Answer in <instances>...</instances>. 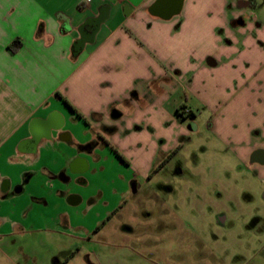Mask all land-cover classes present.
Returning <instances> with one entry per match:
<instances>
[{
    "label": "crops",
    "instance_id": "0c3cea01",
    "mask_svg": "<svg viewBox=\"0 0 264 264\" xmlns=\"http://www.w3.org/2000/svg\"><path fill=\"white\" fill-rule=\"evenodd\" d=\"M155 1L0 0V248L19 254L45 239L60 253L78 248L54 264L75 262L78 241L94 226L104 230L101 220H113L123 206L102 201V173L117 171L103 179L114 187L122 178L121 198L128 201L140 189L137 179L166 164L129 157L128 139L145 129L125 121L137 99L153 87L154 99L142 106L161 121L175 119L182 106L194 114L199 107L168 112L162 97L174 84L169 71L194 82L204 74L215 79L227 95L219 107L225 115L210 119H223L215 126L227 144L264 172V10L258 21L241 0H184L181 12L165 19L151 13ZM169 44L178 64L165 57ZM163 134L154 137L161 148L170 141ZM100 204L105 210H96ZM93 212L92 226L74 224ZM65 235L74 240L64 247Z\"/></svg>",
    "mask_w": 264,
    "mask_h": 264
},
{
    "label": "rangeland",
    "instance_id": "374dc122",
    "mask_svg": "<svg viewBox=\"0 0 264 264\" xmlns=\"http://www.w3.org/2000/svg\"><path fill=\"white\" fill-rule=\"evenodd\" d=\"M241 2L261 21L264 0ZM168 47L165 57L169 55L168 62L178 64L176 45ZM155 49L159 56L163 55L157 46ZM167 79L174 82L167 86L162 97L167 98L168 112L175 105L198 104L197 119L184 116L189 108L183 106L182 113L181 110L179 115L173 113L175 119H170V114L168 119H155L152 107L144 112L142 102L154 99L153 87L152 91L148 88L144 101L137 99V107L131 109V117L125 121L133 127L141 123L146 131L135 130L134 139H128L129 157L135 162L139 155L145 154L155 167L162 162L166 164L153 172L151 178L137 179L140 189L129 195L128 201L121 198L122 178L114 187L103 179L109 172L116 177L117 171L108 168L102 173L100 180L105 192L102 201L123 200V206L113 220H101L104 230L95 232L100 225L94 226L84 241H78L83 248L72 264H264V172L251 160L239 157L237 150L227 144L215 126L223 119H210L211 115H225L219 107L224 108L226 93L214 87L215 79L208 74L197 76L194 82L192 77H180L169 71ZM200 80H207L208 84L197 87L196 81ZM149 113L152 119H140L148 118ZM161 134L170 138L163 148L154 140ZM104 135L110 139L111 135ZM171 145L175 150L167 153ZM102 164L109 167L106 153ZM126 173L132 174V170ZM102 205L96 210H105ZM94 215L93 212L86 219H75L74 224L92 226ZM73 238L65 235L59 244L65 247L68 239ZM51 244L41 239L19 254L1 247L0 264H54V259L62 262L78 249L60 253L57 251L60 248Z\"/></svg>",
    "mask_w": 264,
    "mask_h": 264
},
{
    "label": "water",
    "instance_id": "95a60500",
    "mask_svg": "<svg viewBox=\"0 0 264 264\" xmlns=\"http://www.w3.org/2000/svg\"><path fill=\"white\" fill-rule=\"evenodd\" d=\"M184 0H156L150 7L151 13L169 19L181 12ZM101 22V19L97 23Z\"/></svg>",
    "mask_w": 264,
    "mask_h": 264
},
{
    "label": "flooded vegetation",
    "instance_id": "af4514ba",
    "mask_svg": "<svg viewBox=\"0 0 264 264\" xmlns=\"http://www.w3.org/2000/svg\"><path fill=\"white\" fill-rule=\"evenodd\" d=\"M186 112H187V114L185 115L186 117L187 116L194 117V113L192 112L191 109H188ZM254 158H260V154L259 153H255Z\"/></svg>",
    "mask_w": 264,
    "mask_h": 264
},
{
    "label": "trees",
    "instance_id": "16d2710c",
    "mask_svg": "<svg viewBox=\"0 0 264 264\" xmlns=\"http://www.w3.org/2000/svg\"><path fill=\"white\" fill-rule=\"evenodd\" d=\"M66 102L73 108V110H76L70 103L69 101L66 100Z\"/></svg>",
    "mask_w": 264,
    "mask_h": 264
},
{
    "label": "built area",
    "instance_id": "2783aa9c",
    "mask_svg": "<svg viewBox=\"0 0 264 264\" xmlns=\"http://www.w3.org/2000/svg\"><path fill=\"white\" fill-rule=\"evenodd\" d=\"M86 1H88V2H89V1H91V0H86Z\"/></svg>",
    "mask_w": 264,
    "mask_h": 264
}]
</instances>
